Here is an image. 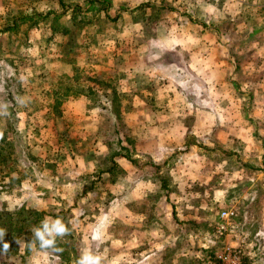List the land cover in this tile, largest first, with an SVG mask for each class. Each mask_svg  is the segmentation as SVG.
<instances>
[{
    "label": "rangeland",
    "instance_id": "374dc122",
    "mask_svg": "<svg viewBox=\"0 0 264 264\" xmlns=\"http://www.w3.org/2000/svg\"><path fill=\"white\" fill-rule=\"evenodd\" d=\"M62 4L64 8L58 11L63 15L59 24L62 26H57L67 34L62 43L64 60H73L68 62L70 74H59L55 68L48 78L51 88L56 90L47 92L50 103L46 105L40 99L43 94L36 85L41 78L22 76V84L32 86L30 90H25L26 86L19 92L0 90V236L8 232L5 227L8 219L15 218L16 226L28 223L18 222L21 216L34 219L42 230L46 218L49 225L60 218L68 231L64 235H46V239L54 240L50 246H42L37 236L32 242H25L29 239L26 236L20 237L16 248L0 246V264H79L85 254L98 257L99 264H136L138 261L141 264L144 260L142 264H152L151 258L156 263L157 256L170 264H220L218 257L226 248L238 247L241 249L239 264H264V233L260 231L261 220L254 217L256 206L246 218L241 213L247 209L244 202L230 206L210 202L213 188L199 187L194 181L198 174L194 175L193 169L191 174H186V161L190 162L187 168L195 164L197 169L198 149L193 148L195 155L185 157L181 150H174L159 159L151 152L153 149L148 143L155 139H145V127L153 124L127 121L124 111L133 115L136 107L128 103L120 105V95L114 91L119 80L117 75L111 73L91 79L87 74L86 68L90 67H104L110 72L118 69L115 50H106V44L98 42V38L87 44L84 41L86 21L101 18L94 14L88 16L86 12L80 16L74 12V0H63ZM149 13L150 20L158 18L159 11ZM96 31L95 35L102 34L103 28ZM114 33L109 29L106 36L112 38ZM75 46L84 54L82 61L74 59ZM80 66L83 74L76 70ZM3 76L0 79L4 80ZM88 78L98 87L111 90L107 94L111 105L100 103L101 95L89 96V92L90 101L86 105L74 106V82L82 87ZM137 85L144 94L154 89V84L143 79ZM151 110L150 106L142 109ZM163 141L166 140L159 142L163 144ZM74 150L78 156H74ZM118 155L129 162L133 160L128 173L118 163ZM205 157L214 162L212 153L208 152ZM84 162L94 171L84 174L79 169L86 165ZM106 170L108 174L101 177L100 172ZM184 175H191L190 180L196 183L188 188L192 194L189 200L182 198L187 190L183 185ZM213 175L207 174L208 182L216 179ZM77 179L82 181L80 188H74ZM124 193L139 196L141 200L127 204L125 209L120 202V195ZM80 194L86 197L81 198ZM98 209L103 212L96 214ZM227 209H232L235 216L229 220L227 230L216 237L218 214ZM140 212L146 218L143 223L138 221ZM100 216L107 223L101 232L96 227L85 228L100 222L95 219ZM34 229L31 228V233ZM88 229L94 230L93 236L90 231L89 235L84 234Z\"/></svg>",
    "mask_w": 264,
    "mask_h": 264
},
{
    "label": "crops",
    "instance_id": "0c3cea01",
    "mask_svg": "<svg viewBox=\"0 0 264 264\" xmlns=\"http://www.w3.org/2000/svg\"><path fill=\"white\" fill-rule=\"evenodd\" d=\"M62 3L0 0V75L6 79H0V90L22 91L26 86L22 76L41 78L39 85L35 84L43 94L40 99L50 103L47 92L56 90L48 78L55 68L59 74H70L68 62L73 60H64L62 51L67 36L59 27ZM74 9L80 16L86 12L101 18L86 21V44L98 38L106 50H115L118 55L116 72L90 67L86 68L89 78L117 75L114 91L120 95V105L136 107L133 115L124 111L127 121L153 124L145 127V139H155L148 143L151 152L159 159L174 150L191 156L193 148L198 149L197 169L195 164L187 168L190 162L186 161V174L193 169L199 187L213 188L209 201L214 204L244 202L247 209L241 213L246 218L256 206L254 217L261 220L260 231L264 233V0H74ZM150 10L159 11L158 18L150 20ZM50 13L58 16L52 18ZM99 27L103 32L95 35ZM109 29L115 32L112 38L106 36ZM75 47L74 59L82 61L84 54ZM82 67L76 69L80 74ZM89 78L83 88L74 82V106L86 105L89 92V96L100 94L99 102L110 105L107 94L111 90L98 87ZM139 79L154 84L150 94L137 85ZM146 106L152 110L142 111ZM160 140L166 141L162 144ZM208 152L214 162L205 157ZM74 154L78 156L75 150ZM118 163L125 173L132 170L128 159L120 157ZM85 164L78 167L84 174L94 171L88 162ZM210 172L216 179L208 182ZM190 178L183 177L187 188L183 200L191 198L188 188L196 184ZM81 183L74 180V188H80ZM120 196L125 209L141 200L126 193ZM99 212L103 211L98 209L96 214ZM139 216L143 223L144 212ZM95 219L100 222L85 228L96 227L101 232L104 225L107 227L105 217ZM89 231L83 232L89 235ZM90 233L93 236L95 232ZM151 259L152 264H170L159 256L156 263Z\"/></svg>",
    "mask_w": 264,
    "mask_h": 264
},
{
    "label": "trees",
    "instance_id": "16d2710c",
    "mask_svg": "<svg viewBox=\"0 0 264 264\" xmlns=\"http://www.w3.org/2000/svg\"><path fill=\"white\" fill-rule=\"evenodd\" d=\"M110 105H111V101H110ZM123 156L128 158L127 154H125ZM123 156L118 155L117 157H123ZM128 161H129V159H128ZM130 163L133 164L134 163L133 160L132 161L130 160ZM111 168L112 167H110V169ZM110 169H108V172L110 171ZM105 172H107V170ZM30 212H32V211H30ZM32 213H36V212H32ZM39 214L44 216L42 213H39ZM14 219L15 218H11V219H8L6 221L5 227L8 230V232L6 234H3V235L0 236V246L3 247V248L6 245L7 246H13L14 248H16L17 245L20 243V241H18V239L20 237H25L26 236L29 239L26 240L25 242H32L31 239H33L36 236V230L37 229L42 230V226L40 224L38 226L34 219H29L26 216H21L19 218L18 222L19 221H21V222L28 221V223L21 224L19 226L14 225ZM31 228H35L33 233H31ZM12 233H14V236H12Z\"/></svg>",
    "mask_w": 264,
    "mask_h": 264
},
{
    "label": "clouds",
    "instance_id": "9594fccd",
    "mask_svg": "<svg viewBox=\"0 0 264 264\" xmlns=\"http://www.w3.org/2000/svg\"><path fill=\"white\" fill-rule=\"evenodd\" d=\"M0 136H2V133H0ZM67 231L68 229L62 223L60 218L52 222L51 225H49L48 218H46L43 224V230L37 229L36 236L42 241V246H50L54 243V240L46 239V235L52 236L53 233L64 235L67 233ZM5 247H7V245ZM79 264H99V258L93 257L90 254H85L79 261Z\"/></svg>",
    "mask_w": 264,
    "mask_h": 264
},
{
    "label": "built area",
    "instance_id": "2783aa9c",
    "mask_svg": "<svg viewBox=\"0 0 264 264\" xmlns=\"http://www.w3.org/2000/svg\"><path fill=\"white\" fill-rule=\"evenodd\" d=\"M235 216L234 211L232 209H227L220 211L218 214L219 222L215 227V236H221L227 230V224L229 220H231ZM241 249L234 248H226L218 257L220 264H239Z\"/></svg>",
    "mask_w": 264,
    "mask_h": 264
}]
</instances>
